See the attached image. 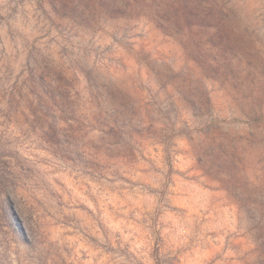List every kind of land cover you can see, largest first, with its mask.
<instances>
[{
	"label": "rangeland",
	"instance_id": "obj_1",
	"mask_svg": "<svg viewBox=\"0 0 264 264\" xmlns=\"http://www.w3.org/2000/svg\"><path fill=\"white\" fill-rule=\"evenodd\" d=\"M0 264H264V0H0Z\"/></svg>",
	"mask_w": 264,
	"mask_h": 264
}]
</instances>
